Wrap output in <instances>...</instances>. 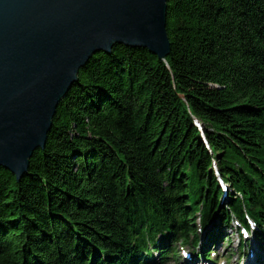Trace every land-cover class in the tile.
<instances>
[{
    "label": "trees",
    "instance_id": "16d2710c",
    "mask_svg": "<svg viewBox=\"0 0 264 264\" xmlns=\"http://www.w3.org/2000/svg\"><path fill=\"white\" fill-rule=\"evenodd\" d=\"M166 30L164 59L95 53L23 177L0 167V264H131L158 233L197 238L199 204L264 237V0H168Z\"/></svg>",
    "mask_w": 264,
    "mask_h": 264
},
{
    "label": "water",
    "instance_id": "95a60500",
    "mask_svg": "<svg viewBox=\"0 0 264 264\" xmlns=\"http://www.w3.org/2000/svg\"><path fill=\"white\" fill-rule=\"evenodd\" d=\"M168 0H0V167L20 180L78 71L115 44L170 53Z\"/></svg>",
    "mask_w": 264,
    "mask_h": 264
},
{
    "label": "bare ground",
    "instance_id": "6f19581e",
    "mask_svg": "<svg viewBox=\"0 0 264 264\" xmlns=\"http://www.w3.org/2000/svg\"><path fill=\"white\" fill-rule=\"evenodd\" d=\"M201 129H204L203 127H200ZM211 152V155H212V158H213V160H214V162L216 161V154H214L213 153V151L212 150H210ZM216 179L218 180V178L216 177ZM220 179V178H219ZM224 192H226V191H223V193ZM227 192H229L228 190H227ZM226 194H229V195H233L231 192H229V193H226ZM224 196L222 195L221 196V203H220V205L221 206H223V207H226L225 205L226 204H224V203H227V200H225V198H223ZM228 219H230V220H232V219H235V216L233 215V213H229L228 212ZM224 226V225H223ZM233 226H232V223H231V221L229 222V221H227V224H225V227L223 228L224 230H229V233H233L234 232V229H231L230 230V228H232ZM195 228H196V232H197V238H196V235L195 234H192L191 235V237H190V239L188 240V241H181V242H179V240H174V239H170L171 241H173L174 243H175V246H177L178 245V243H180L179 245H182V246H187V245H190L191 244V242L192 241H196V240H198V234H199V232L197 231V228H199V226L197 225V223H196V221H195ZM217 228L219 229V226H217ZM252 232V231H251ZM219 235H220V233L219 232H215V233H213V235L210 233V232H208L206 235H205V237H204V240L206 241V242H208L209 241V239L211 238V236L213 237V239H216V241L214 242V244L215 245H217L219 242H218V237H219ZM249 235H250V233L248 234V237H249ZM148 241V240H147ZM170 241V242H171ZM199 242H202L201 240H199L198 242H195V244H196V246L202 251V252H205V249H204V247L199 243ZM132 249H134V250H136L135 248H132ZM153 250V252L152 253H155L156 255H157V258L158 259H165V260H169V259H167V258H165V257H169V258H172V254H171V250L167 247V244L166 245H161V247L160 248H158V249H152ZM208 250H210V247H208ZM252 250H253V252L255 253V255L254 256H250L249 257V259L247 260V263L248 264H264V252H259V251H257L256 250V246L255 245H252ZM139 251H144V248H140V250ZM262 254V256H263V259H262V261L259 263V262H257V256H258V254ZM203 255H205L206 257H207V255L206 254H203ZM183 256H189V257H191V259L192 260H194V255L193 254H188V255H183ZM183 258H185V257H180V259L179 260H183V261H185L184 263L185 264H189V262L190 261H187V259H183ZM196 260V259H195ZM143 261V259H137V260H135V262H137V263H139V262H142ZM197 261H199V260H197ZM135 262H133V263H131V264H135ZM188 262V263H187Z\"/></svg>",
    "mask_w": 264,
    "mask_h": 264
},
{
    "label": "rangeland",
    "instance_id": "374dc122",
    "mask_svg": "<svg viewBox=\"0 0 264 264\" xmlns=\"http://www.w3.org/2000/svg\"><path fill=\"white\" fill-rule=\"evenodd\" d=\"M98 53V52H97ZM104 53V52H103ZM95 54V53H94ZM93 54V55H94ZM92 55V56H93ZM91 56V57H92ZM195 123V122H194ZM196 127L198 128L199 130V133L200 135L202 136V139L203 138H206L205 135H204V130L201 129L200 125L197 123H195ZM207 139V138H206ZM203 143H204V146L206 147L207 150H211V145L210 143L208 142V140H204L203 139ZM212 164H213V161H212ZM213 166V165H212ZM229 184V183H228ZM230 188V187H229ZM224 231V229H223ZM228 234H230V241H226V239L223 241V243L221 244L222 247H220V250L223 252V253H226V254H229L230 255V261H234L236 258L238 259H243L245 258V254L243 253V251H241V253L239 254V247L237 246V241L235 239V235L233 233H229V230L227 231ZM224 233V232H223Z\"/></svg>",
    "mask_w": 264,
    "mask_h": 264
}]
</instances>
